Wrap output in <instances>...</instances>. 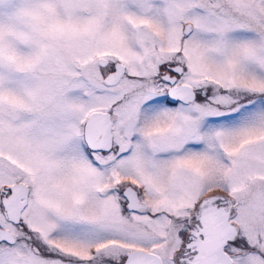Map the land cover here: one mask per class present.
Instances as JSON below:
<instances>
[{
	"label": "snow or ice",
	"instance_id": "snow-or-ice-1",
	"mask_svg": "<svg viewBox=\"0 0 264 264\" xmlns=\"http://www.w3.org/2000/svg\"><path fill=\"white\" fill-rule=\"evenodd\" d=\"M0 264H264V0H0Z\"/></svg>",
	"mask_w": 264,
	"mask_h": 264
}]
</instances>
